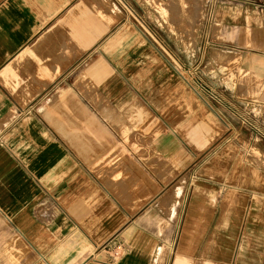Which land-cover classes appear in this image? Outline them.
Masks as SVG:
<instances>
[{"label":"crops","instance_id":"obj_1","mask_svg":"<svg viewBox=\"0 0 264 264\" xmlns=\"http://www.w3.org/2000/svg\"><path fill=\"white\" fill-rule=\"evenodd\" d=\"M138 1L0 0V264H264V0L207 2L214 102L247 115L212 148L183 0Z\"/></svg>","mask_w":264,"mask_h":264},{"label":"rangeland","instance_id":"obj_2","mask_svg":"<svg viewBox=\"0 0 264 264\" xmlns=\"http://www.w3.org/2000/svg\"><path fill=\"white\" fill-rule=\"evenodd\" d=\"M207 2L208 0H183L182 2H180V7L183 8L184 15V17L182 18L184 26V41L181 43L183 47L179 46L182 48L178 47L176 49V44L174 42H167L170 49H172V51H176L178 56L181 57L178 62V69L180 70V72H183L185 78H190L192 73L195 75L194 84L196 85V90L194 89V95L199 101L201 115L204 113L206 114L205 117L209 115V119H201V125L206 124L207 120H210L211 143L209 144V146L212 148L219 145L218 142H221L220 139H222L224 134L226 135L227 133H229V130L226 129V126L223 123L224 118L226 121H229L233 125V128H235V130L233 131L237 132V135H239V131L242 132V134L245 133V130L240 128L241 125H239V122L241 120H244L247 115L245 113V110L243 111L240 108L239 103H237L235 105V108H233L234 113L229 114L222 111V109L218 107L219 105H224L223 98H220V101L218 103L214 102L216 94L211 91V40L207 37L209 35L211 36V34L209 33V31L211 30V17L206 16V13L208 12ZM145 4L151 5V7L155 8V12L158 14H162V19L164 20L167 19L169 10H171V12L175 10V3L170 2V0L168 2L162 0H139L138 2H136V4L133 3L135 10H137V12L139 11L142 14H144V11L142 9L146 8ZM166 5H168L167 8ZM191 11L194 12V18L196 17L197 13L199 14V21L201 26L199 53L195 51L193 60L191 56L192 50L190 41L192 35V33L190 32L192 22ZM146 19H149V17H147ZM153 19L156 20L157 23L162 22L160 16L153 17ZM171 19L174 20L175 17L172 16ZM160 35H162L166 39L164 33H161ZM166 54L168 58H171L168 51L166 52ZM185 89L187 90L188 88L185 86ZM216 100L218 99L216 98ZM254 151L257 152V150L255 149Z\"/></svg>","mask_w":264,"mask_h":264}]
</instances>
